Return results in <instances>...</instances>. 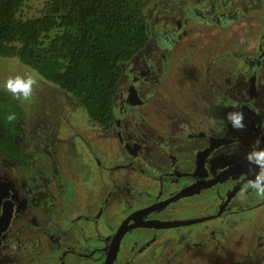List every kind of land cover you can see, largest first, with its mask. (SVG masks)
<instances>
[{
    "label": "flooded vegetation",
    "instance_id": "1",
    "mask_svg": "<svg viewBox=\"0 0 264 264\" xmlns=\"http://www.w3.org/2000/svg\"><path fill=\"white\" fill-rule=\"evenodd\" d=\"M193 2V5L180 2L181 8L193 7L199 10L198 6L207 7L201 11L204 17L210 14L212 8L226 3L225 0ZM257 2L263 6V1ZM175 17L172 14L166 16L165 22L171 27H168V31L160 29L155 32L149 24L150 41L131 59H135L133 62H137V67L132 69V63L128 67L123 65V73L115 90L112 125L109 128L101 127V130H107L123 149L127 161L120 168L125 173L121 175L116 169H110L109 178H105L106 167L100 160L91 168V171H97L98 176L91 175L89 180L102 182L98 195L102 194V190L107 192L105 200L99 202L96 213H91L92 209H89L85 211L88 213L79 212L73 218L70 217L71 213L65 212L66 203L62 205L51 201V198L46 202L49 195L46 200L36 197L38 190L43 197L62 191V187L52 191L50 185L41 181L45 174L43 169H55L59 162L56 144L52 143L43 149L42 155L48 158V162H38L35 176H32L35 156L25 151L21 143V128L17 140L26 153L27 161L5 159L0 154L5 165V170L0 173L1 259L7 261L10 256L9 264H41L43 258L40 252L51 250L54 254H50L49 260L53 264H84L92 255L91 251L81 250L79 243L96 236L95 264H105L110 252L113 255L109 264H185L184 261L198 264L199 252L194 247H202L201 259H214L213 253L207 255L203 250L218 239L217 234H221L223 243H226L232 229L228 225L232 216L239 212H264V199H258L248 188L257 172L255 166L250 165L245 158L229 160L238 138L232 135L237 129L232 128L226 119L227 113L241 108L260 113L257 108L259 106L246 93L242 94V85L235 89L237 81L235 79L232 82L231 77L226 75L227 68L221 70L206 66L200 69L201 78L208 79L207 86L204 91L198 92L193 102H185L181 90V94H178L180 100L174 102L169 116H158L161 123L152 125L145 119L144 109L151 96L149 86L152 81L157 84L159 77L166 72L165 56L179 38V35L175 37L174 34L172 18ZM177 26L180 27L178 21ZM262 27L259 39L255 35L258 40L253 41L251 47L246 44L242 53L256 69L255 84L259 89L264 87V17ZM152 44L153 47L150 46ZM230 44L221 53L225 58L231 57L228 54ZM126 76L127 81L122 83ZM262 100L264 104V98ZM261 110L264 111V108ZM217 152H222L218 157H225L216 169H212L211 161ZM24 162H29V165H23ZM16 166H22L25 173L18 175L13 170ZM125 185L133 187L138 196L142 195L143 203L122 211L117 223L109 225V231L105 232L100 220L101 212H104L110 196L125 189ZM24 199L31 212L33 209L37 211L33 212L34 219L28 230L18 228ZM51 202L57 205L58 211L48 212L44 209L45 204ZM195 204L198 205L196 212H181ZM58 218H65L69 222L74 219L85 220L90 224V230L82 231L79 226L75 231L77 238H72V235L66 237L69 231L64 233L55 229ZM127 218L130 219L126 222ZM121 224L123 233L116 239L115 234ZM93 230L95 232L91 236ZM137 230H140L139 234ZM190 235L191 238L199 236L200 242L187 243ZM90 242L94 244V241ZM251 251L254 252V249ZM217 252L223 254L217 259L221 262L231 256L226 264H261L264 260V252L257 257H251L248 252L241 259L239 256L232 257L228 247Z\"/></svg>",
    "mask_w": 264,
    "mask_h": 264
},
{
    "label": "rangeland",
    "instance_id": "2",
    "mask_svg": "<svg viewBox=\"0 0 264 264\" xmlns=\"http://www.w3.org/2000/svg\"><path fill=\"white\" fill-rule=\"evenodd\" d=\"M43 1L27 0L23 12L27 15L36 14ZM182 1L192 5L194 3L193 0H155L144 11L145 17L155 32L160 29L170 30L171 27L165 22V18L169 14L175 15L176 17L172 18L175 26L174 34L175 37L179 35L174 47L165 56L166 72L162 73L157 84L152 81L149 86L150 101L146 105V110L144 109L145 119L148 123L152 125L161 123L158 116L162 114L168 117L174 102L180 100L178 94H181V90L184 93V101L193 102L198 97V92L204 91L207 86L208 79L201 78L200 70L206 66L217 67L221 70L227 68L226 75L231 77L232 82L235 79L237 81L235 89L242 85V94L246 93V96H249L263 109L264 87L259 89L255 84L256 69L251 66V60L242 56V53L246 44L251 47L253 41L260 37L263 29L264 0H258L263 1V6L257 0H225V4L215 9L212 8L206 17L201 15V11H205L207 7L198 6L199 10L187 7L183 10L180 3ZM177 21L180 23V27L177 26ZM255 35H258V39ZM229 43H231V47L228 54L231 57L225 58V55L221 53L225 51L224 49ZM150 46L153 47V44ZM134 60L124 63V65L128 67L132 63L131 67L135 69L137 62H133ZM25 74H33L38 82L34 86L33 95L29 100H19L24 110L21 143L26 152L35 156L36 163L32 168V176H35L38 170L36 169L38 162H48V158L42 155L43 149L51 146L52 143L56 144L59 162L56 163L55 169H43L45 174L44 177H41V181L50 185L52 191L56 187H62L61 192L56 191L52 195L49 193L44 197L38 190L36 197L46 200L49 195L46 202H49L51 198V201H56L59 204L66 203L65 212L71 213L70 217L73 218L79 212L88 213L85 211L89 209H92L91 213H96L99 202L105 200L107 192L102 190V194L98 195L102 182L97 183L96 180H89L91 175L98 176L97 171H91V168L100 160L106 167L105 178H109L110 169H116L117 173L120 172L123 175L125 172H122L124 170L120 167L127 161L123 149L119 144H116L107 130H101L97 123L89 119L85 108L70 93L44 79L35 69L24 64L18 58L0 57V89H4L3 83L8 77ZM125 81H127V76L124 77L122 83ZM259 107L257 108L260 113L251 112L246 108L239 110L244 113L245 127L233 131L232 135L236 136L238 141L235 142L236 145L234 144L233 155L229 160L245 158V154L254 146L257 137L264 141V111ZM160 112L161 114H159ZM175 115L178 117L177 111ZM219 153L222 152L213 155L212 169H216V166L225 157H218ZM4 166L0 157V173L5 170ZM86 169L90 171H85ZM13 170L18 175H22L26 171L22 166H16ZM132 188L125 185V189H120L118 193L110 196L100 218L105 232L109 231V225L113 226L117 223L122 211L133 209L143 203V196H138ZM31 195L34 194L31 193ZM22 205L18 228L28 230L31 228L32 218L34 219L33 212L37 211L33 209L31 212L25 199L22 201ZM44 209L48 212L58 211L54 202L49 205L45 204ZM196 210H198V205L195 204L190 208L182 209L181 212L185 214V212L192 213ZM41 211H43L42 207ZM230 222L228 225L232 229L229 231L226 243H223L222 235L217 234L218 239L214 238L217 240H214L208 248L202 249L207 255L213 253L214 259L211 257L201 259L200 249L202 247H194L196 252H199L197 255L200 258L198 264H226L230 255L222 262L217 260L223 255L217 250H224L226 247L229 248L232 257L239 256V259L253 249L254 252L250 253L251 257H257L261 252H264V212H239L230 218ZM79 226L82 231L90 230V224L85 220L74 219L69 222L65 218L57 219L55 229L64 233L69 231L66 233V237L72 235V238L75 239L77 238L75 231ZM94 232V230L90 232V235L92 236ZM136 233L139 234L140 230H137ZM190 238L191 235L186 242L191 241L194 244L200 242L199 236ZM91 240L94 241V244L90 242ZM79 247L84 252L91 251L92 257L88 256L89 258L84 264H95L97 258L95 253L96 236L85 239L79 243ZM51 253L54 254L51 250L40 252L43 258L41 264H53L49 260ZM72 259L74 260L73 257ZM9 260L10 256L7 261L0 258V264H9ZM184 262L192 264V262ZM12 264L15 263L12 262ZM232 264L234 263L232 262ZM261 264H264V260L261 261Z\"/></svg>",
    "mask_w": 264,
    "mask_h": 264
},
{
    "label": "trees",
    "instance_id": "3",
    "mask_svg": "<svg viewBox=\"0 0 264 264\" xmlns=\"http://www.w3.org/2000/svg\"><path fill=\"white\" fill-rule=\"evenodd\" d=\"M26 1L0 0V57L29 65L77 99L91 121L109 128L123 65L150 41L144 11L155 0H44L34 15L23 12ZM9 112L15 121H7ZM23 119L21 102L0 89L5 159L27 161L17 140Z\"/></svg>",
    "mask_w": 264,
    "mask_h": 264
},
{
    "label": "clouds",
    "instance_id": "4",
    "mask_svg": "<svg viewBox=\"0 0 264 264\" xmlns=\"http://www.w3.org/2000/svg\"><path fill=\"white\" fill-rule=\"evenodd\" d=\"M37 79L33 74L15 75L8 77L3 88L11 93L17 100H29L34 92ZM7 121L12 122L17 119L14 112H9L6 116ZM227 122L232 128L240 130L245 127V117L242 111H232L227 113ZM264 141L257 137L254 146L245 154V159L250 165H254L257 172L254 175L248 188L251 189L258 199H264Z\"/></svg>",
    "mask_w": 264,
    "mask_h": 264
},
{
    "label": "water",
    "instance_id": "5",
    "mask_svg": "<svg viewBox=\"0 0 264 264\" xmlns=\"http://www.w3.org/2000/svg\"><path fill=\"white\" fill-rule=\"evenodd\" d=\"M130 218H127L126 219V222H127V220H129ZM134 222H136V221H134ZM128 227H130V226H128ZM127 227V228H128ZM122 228H123V224H121L120 225V227L118 228V230H117V232H116V234H115V238L116 239H119L120 238V236H121V234L123 233L122 232ZM124 231H125V229H124ZM113 255V252H110V254L108 255V257L106 258V261H105V264H109L110 263V259H111V256Z\"/></svg>",
    "mask_w": 264,
    "mask_h": 264
}]
</instances>
